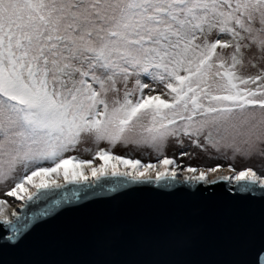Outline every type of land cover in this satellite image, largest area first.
Instances as JSON below:
<instances>
[{
  "label": "snow or ice",
  "instance_id": "1",
  "mask_svg": "<svg viewBox=\"0 0 264 264\" xmlns=\"http://www.w3.org/2000/svg\"><path fill=\"white\" fill-rule=\"evenodd\" d=\"M85 144L90 158L73 154ZM199 153L232 162L176 159ZM253 157H264V0H0L3 196L21 211L58 197L31 217L0 198V264H264V167L235 166ZM105 184L244 202L252 224L229 250L195 257L148 233L47 259L26 249Z\"/></svg>",
  "mask_w": 264,
  "mask_h": 264
},
{
  "label": "water",
  "instance_id": "2",
  "mask_svg": "<svg viewBox=\"0 0 264 264\" xmlns=\"http://www.w3.org/2000/svg\"><path fill=\"white\" fill-rule=\"evenodd\" d=\"M110 188V184H105L82 193L80 206L40 224L28 238L26 249L37 259H47L105 240L124 248L140 234L148 233L172 237L177 253L195 257L210 247L222 252L229 250L252 224L250 206L244 202L157 194L139 190L135 185L116 191ZM51 199L18 211L31 217L48 207Z\"/></svg>",
  "mask_w": 264,
  "mask_h": 264
},
{
  "label": "rangeland",
  "instance_id": "3",
  "mask_svg": "<svg viewBox=\"0 0 264 264\" xmlns=\"http://www.w3.org/2000/svg\"><path fill=\"white\" fill-rule=\"evenodd\" d=\"M248 57H245V64L242 67L241 71L244 73H253L256 71V69L252 68L248 63H247ZM89 146L87 144L83 145L81 147V150L79 153H73V154H79L81 155L83 158H90L87 153L83 152V147ZM173 150H174V146L170 145L168 147V149L166 150V154L169 156H172L173 154ZM190 150V149H189ZM114 153L116 154H129L130 158H137L140 159L142 162L144 163H149V162H155L156 160V155L155 153H152L150 149H143V150H139V149H133L131 146L125 148L123 146H116L113 149ZM191 151V150H190ZM176 159L178 161V163H180L181 165L184 164H192L193 166H207L209 164H213V163H221L223 165H227V163L232 162L231 160H224L222 157L216 160H212L209 159V157L206 154L203 153H199L198 155L194 156L193 158L189 159L188 157H179L178 155L176 156ZM254 166L256 167V169L259 171L261 169V167H264V157H253L251 159H244V158H238L235 161V166L237 168L239 167H243V166ZM5 191L4 186L0 185V198H6L9 200L10 206H19V201H15L14 202V198L12 197H4L3 196V192ZM19 210V209H18Z\"/></svg>",
  "mask_w": 264,
  "mask_h": 264
},
{
  "label": "bare ground",
  "instance_id": "4",
  "mask_svg": "<svg viewBox=\"0 0 264 264\" xmlns=\"http://www.w3.org/2000/svg\"><path fill=\"white\" fill-rule=\"evenodd\" d=\"M12 208H15L17 211H18V209H20L19 206H14V207L13 206H10L9 209H8L9 212L12 210Z\"/></svg>",
  "mask_w": 264,
  "mask_h": 264
}]
</instances>
